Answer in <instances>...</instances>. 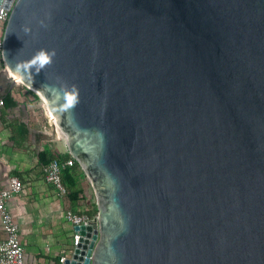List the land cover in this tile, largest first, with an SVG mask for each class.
<instances>
[{
    "label": "water",
    "instance_id": "1",
    "mask_svg": "<svg viewBox=\"0 0 264 264\" xmlns=\"http://www.w3.org/2000/svg\"><path fill=\"white\" fill-rule=\"evenodd\" d=\"M11 2L2 73L95 195L62 264H264V0Z\"/></svg>",
    "mask_w": 264,
    "mask_h": 264
},
{
    "label": "crops",
    "instance_id": "2",
    "mask_svg": "<svg viewBox=\"0 0 264 264\" xmlns=\"http://www.w3.org/2000/svg\"><path fill=\"white\" fill-rule=\"evenodd\" d=\"M7 91L17 104L6 109L0 106V185L5 186L12 174L23 182L21 192L9 198L8 206L18 223L24 264H61L60 256L67 257L72 251L74 226L64 216L67 199L58 195L43 177L40 153L49 149L52 154H70L66 139L60 131L51 138V125L41 114L38 121L27 123V112L20 101L31 100L32 95L26 93L23 85L11 84L7 74L0 73V95ZM32 103L29 101V105ZM79 186L88 202L83 176Z\"/></svg>",
    "mask_w": 264,
    "mask_h": 264
},
{
    "label": "built area",
    "instance_id": "3",
    "mask_svg": "<svg viewBox=\"0 0 264 264\" xmlns=\"http://www.w3.org/2000/svg\"><path fill=\"white\" fill-rule=\"evenodd\" d=\"M12 3L13 0L10 5H12ZM9 11L10 8L0 5V73L6 69V64L2 55V46L4 28ZM20 82L21 81L16 80V83ZM1 105H3V100L0 98V106ZM20 105L27 112V123L38 121L40 119L41 116L39 111L34 108L30 109L31 104L29 105L25 100H21ZM44 117L48 125H51L54 121L50 116L48 108L44 112ZM74 161L75 159L72 156L63 160L56 158L49 160L43 165V177L47 183L54 187L58 195L67 199V205L64 211L66 220L74 227L83 225L94 228L97 226L96 218L85 211H77L72 207L70 199L68 198V188L62 179V168L66 165H72ZM22 187L23 182L21 178L14 174L9 176L8 183L5 186L0 185V264H24V247L19 238L18 223L14 220L13 214L8 206L9 198L21 192ZM80 236L81 233L79 230L74 228L72 234V247L77 244ZM65 259L66 256H60V263L62 264Z\"/></svg>",
    "mask_w": 264,
    "mask_h": 264
},
{
    "label": "trees",
    "instance_id": "4",
    "mask_svg": "<svg viewBox=\"0 0 264 264\" xmlns=\"http://www.w3.org/2000/svg\"><path fill=\"white\" fill-rule=\"evenodd\" d=\"M0 98L3 100L2 107L4 109H6L7 107H14L17 104V101L12 97L9 91L0 95ZM66 156L70 157L71 155L60 153L52 154L49 149H44L40 153V159L43 165L53 158L63 160L66 158ZM61 175L64 184L68 188V198L70 199L72 207L77 211H85L86 213L96 218L97 207L95 201L89 200L87 202L85 201L84 197H82V188L79 186V178L80 176H85V174L78 162L75 160L72 165L64 166L62 168Z\"/></svg>",
    "mask_w": 264,
    "mask_h": 264
},
{
    "label": "rangeland",
    "instance_id": "5",
    "mask_svg": "<svg viewBox=\"0 0 264 264\" xmlns=\"http://www.w3.org/2000/svg\"><path fill=\"white\" fill-rule=\"evenodd\" d=\"M21 85H23V87H25L27 89L26 93H29L32 95L31 100L33 101V103L30 105V109L34 108L37 109L39 111V113L41 114L42 118H44V112L47 110V105L45 103V101L42 99V97L32 88L27 87L26 85L24 86V84H22V82H20ZM23 100L26 101V103L29 104V101L27 98H23ZM85 179V183H86V194L89 197L90 201H95V195L93 192V188L88 180V178L85 176H83Z\"/></svg>",
    "mask_w": 264,
    "mask_h": 264
},
{
    "label": "clouds",
    "instance_id": "6",
    "mask_svg": "<svg viewBox=\"0 0 264 264\" xmlns=\"http://www.w3.org/2000/svg\"><path fill=\"white\" fill-rule=\"evenodd\" d=\"M56 52L55 50H45V49H40L32 58L31 64L36 65L39 64L41 68H43L45 65L51 64L53 57H55ZM76 96H75V90L73 95L68 96V101L70 106L73 104L75 101Z\"/></svg>",
    "mask_w": 264,
    "mask_h": 264
},
{
    "label": "bare ground",
    "instance_id": "7",
    "mask_svg": "<svg viewBox=\"0 0 264 264\" xmlns=\"http://www.w3.org/2000/svg\"><path fill=\"white\" fill-rule=\"evenodd\" d=\"M15 78H16V80L20 81L18 77H15ZM49 113H50V116L54 119L52 113L50 111H49ZM54 121H55V119H54Z\"/></svg>",
    "mask_w": 264,
    "mask_h": 264
}]
</instances>
